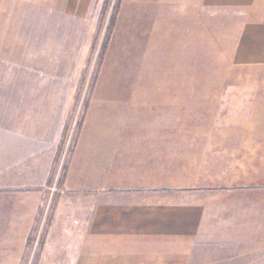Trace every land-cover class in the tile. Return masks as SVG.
I'll list each match as a JSON object with an SVG mask.
<instances>
[{
  "label": "crops",
  "instance_id": "0c3cea01",
  "mask_svg": "<svg viewBox=\"0 0 264 264\" xmlns=\"http://www.w3.org/2000/svg\"><path fill=\"white\" fill-rule=\"evenodd\" d=\"M94 3L33 1L57 44L81 40ZM180 9L240 14L244 55L264 60V0H121L114 38ZM48 74L3 103L23 109L0 115V264H264L262 126L175 130L142 100L92 99L59 183L74 102Z\"/></svg>",
  "mask_w": 264,
  "mask_h": 264
},
{
  "label": "rangeland",
  "instance_id": "374dc122",
  "mask_svg": "<svg viewBox=\"0 0 264 264\" xmlns=\"http://www.w3.org/2000/svg\"><path fill=\"white\" fill-rule=\"evenodd\" d=\"M33 1L0 0V115L22 110L3 103L42 81L45 72L69 85L63 98L74 105L68 108L53 180L64 178L89 102L96 98L142 100L157 110L155 121L170 127L174 120L175 130L264 129L263 122L252 126L247 117L264 108V60L244 55L240 14L180 9L162 16L158 26L119 28L117 38L113 30L103 55L120 0H95L93 25L81 40L71 41L73 35L58 44L49 37L54 27L39 25ZM42 14L47 22L56 20ZM53 193L59 194L48 192Z\"/></svg>",
  "mask_w": 264,
  "mask_h": 264
},
{
  "label": "trees",
  "instance_id": "16d2710c",
  "mask_svg": "<svg viewBox=\"0 0 264 264\" xmlns=\"http://www.w3.org/2000/svg\"><path fill=\"white\" fill-rule=\"evenodd\" d=\"M120 3H121V0H120ZM119 8H120V4L116 7V13L114 14L113 18H112V21L108 27V31H109V35H108V38H107V42L105 43V46H104V50H103V55L105 54V52L107 51V46H108V43H109V40H110V37H111V34L115 28V23H116V17H117V13L119 11Z\"/></svg>",
  "mask_w": 264,
  "mask_h": 264
},
{
  "label": "built area",
  "instance_id": "2783aa9c",
  "mask_svg": "<svg viewBox=\"0 0 264 264\" xmlns=\"http://www.w3.org/2000/svg\"><path fill=\"white\" fill-rule=\"evenodd\" d=\"M52 190L54 191V190H56L55 188H52Z\"/></svg>",
  "mask_w": 264,
  "mask_h": 264
}]
</instances>
